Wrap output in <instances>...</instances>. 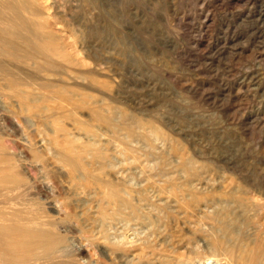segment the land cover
I'll return each instance as SVG.
<instances>
[{"label": "bare ground", "instance_id": "6f19581e", "mask_svg": "<svg viewBox=\"0 0 264 264\" xmlns=\"http://www.w3.org/2000/svg\"><path fill=\"white\" fill-rule=\"evenodd\" d=\"M56 1L0 0V97L10 107L0 104V264H91L76 240L110 264H264V177L238 174L231 160L214 173L201 149L113 106L104 80L100 100L90 91L104 70L74 55L81 40L127 58L142 5L163 0H134L136 12L131 0H90L100 21L80 36L63 23L55 32ZM129 64L118 67L131 74ZM56 101L73 109L57 117Z\"/></svg>", "mask_w": 264, "mask_h": 264}, {"label": "rangeland", "instance_id": "374dc122", "mask_svg": "<svg viewBox=\"0 0 264 264\" xmlns=\"http://www.w3.org/2000/svg\"><path fill=\"white\" fill-rule=\"evenodd\" d=\"M89 1L79 4L57 0L50 11L55 32L61 33L63 23L80 36L83 26L100 21L98 10ZM171 1H148L142 5L134 25L130 22L132 25L127 28V58L120 55V48L101 45V49H94L92 41H76L78 54L74 55L86 64L84 68L104 70L97 75L98 90L95 85L97 91L90 92L105 96L104 85L112 84L111 96L119 100L113 106L156 121L190 152L201 149L218 175L224 173L219 169L224 166L221 162L231 160L237 164L238 174L264 177V0H175L173 6ZM134 6L132 11L136 12ZM175 17L185 21L180 24ZM125 61L133 64L128 66L133 73L126 74L118 67ZM0 104L5 110L10 109L2 98ZM51 105L57 117L73 109V105L63 101ZM76 113L83 121H91L88 108L80 107ZM63 121L72 133L82 136L69 120ZM72 246L85 247V259L91 264H110L105 255L88 248L83 240L74 241Z\"/></svg>", "mask_w": 264, "mask_h": 264}]
</instances>
